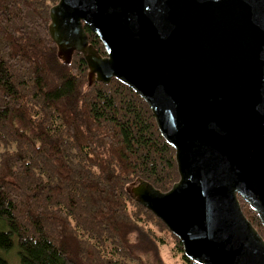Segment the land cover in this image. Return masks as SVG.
<instances>
[{
  "label": "water",
  "instance_id": "water-1",
  "mask_svg": "<svg viewBox=\"0 0 264 264\" xmlns=\"http://www.w3.org/2000/svg\"><path fill=\"white\" fill-rule=\"evenodd\" d=\"M49 35L63 63L85 58L89 86L115 78L151 109L179 179L127 191L193 264H264V0H58ZM84 25L105 54L89 43Z\"/></svg>",
  "mask_w": 264,
  "mask_h": 264
},
{
  "label": "trees",
  "instance_id": "trees-1",
  "mask_svg": "<svg viewBox=\"0 0 264 264\" xmlns=\"http://www.w3.org/2000/svg\"><path fill=\"white\" fill-rule=\"evenodd\" d=\"M57 1L0 0V248L17 245L21 264H166L170 239L193 264L127 191L138 178L170 190L175 150L134 90L115 78L89 86L82 54L69 64L58 57L48 30ZM238 200L263 235L258 214Z\"/></svg>",
  "mask_w": 264,
  "mask_h": 264
},
{
  "label": "rangeland",
  "instance_id": "rangeland-1",
  "mask_svg": "<svg viewBox=\"0 0 264 264\" xmlns=\"http://www.w3.org/2000/svg\"><path fill=\"white\" fill-rule=\"evenodd\" d=\"M17 252V245L13 246L10 250H3L0 248V255L7 261V264H21ZM162 257L166 264H183L181 258L175 254L170 239L162 246Z\"/></svg>",
  "mask_w": 264,
  "mask_h": 264
}]
</instances>
